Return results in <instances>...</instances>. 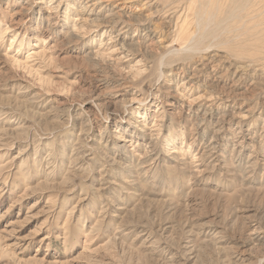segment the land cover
Instances as JSON below:
<instances>
[{
	"label": "rangeland",
	"instance_id": "1",
	"mask_svg": "<svg viewBox=\"0 0 264 264\" xmlns=\"http://www.w3.org/2000/svg\"><path fill=\"white\" fill-rule=\"evenodd\" d=\"M0 264H264V0H0Z\"/></svg>",
	"mask_w": 264,
	"mask_h": 264
},
{
	"label": "bare ground",
	"instance_id": "2",
	"mask_svg": "<svg viewBox=\"0 0 264 264\" xmlns=\"http://www.w3.org/2000/svg\"><path fill=\"white\" fill-rule=\"evenodd\" d=\"M173 8V7H172ZM177 20H179V19H177ZM185 20H186V18H185ZM177 22V21H176ZM186 22V21H185ZM172 23V22H171ZM173 25V24H172ZM168 26H170V25H168ZM179 26V25H178ZM171 27V26H170ZM179 28V27H178ZM173 29V28H172ZM124 31V30H123ZM126 31V30H125ZM175 31V30H174ZM174 34V33H173ZM170 36V35H169ZM174 36V35H173ZM171 37H172V35H171ZM175 38V37H174ZM151 41V40H150ZM189 47V46H188ZM187 49V48H186ZM200 69V68H199Z\"/></svg>",
	"mask_w": 264,
	"mask_h": 264
}]
</instances>
